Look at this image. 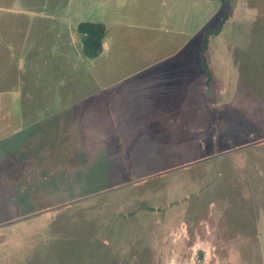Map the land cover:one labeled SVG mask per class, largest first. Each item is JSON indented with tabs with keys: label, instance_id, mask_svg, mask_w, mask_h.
Listing matches in <instances>:
<instances>
[{
	"label": "rangeland",
	"instance_id": "rangeland-1",
	"mask_svg": "<svg viewBox=\"0 0 264 264\" xmlns=\"http://www.w3.org/2000/svg\"><path fill=\"white\" fill-rule=\"evenodd\" d=\"M58 1L0 0V264H264V0H228L210 81L225 13L186 16L210 25L178 62L97 80L80 41L70 65L29 53Z\"/></svg>",
	"mask_w": 264,
	"mask_h": 264
},
{
	"label": "crops",
	"instance_id": "crops-1",
	"mask_svg": "<svg viewBox=\"0 0 264 264\" xmlns=\"http://www.w3.org/2000/svg\"><path fill=\"white\" fill-rule=\"evenodd\" d=\"M60 5L65 7L63 11L57 9ZM33 6V10H47L44 8L46 5L42 6L38 2ZM205 6L210 10L208 19H216L218 14H226L228 9L222 0H205L203 3L201 0H59L48 14L42 11L39 15L49 20L45 24L50 32L52 30L55 33V48L48 52L36 45L31 47L29 53L33 57L35 55V61L39 63L59 57V61L70 65L73 61L70 47L83 39L78 32V25L83 22L103 23L107 28L104 51L100 57L93 59L94 62H101L102 68L97 71L95 78L130 79L164 64L178 62L181 53L194 44L197 36L200 39L201 32L210 25L208 22L202 27L200 22L195 37L189 29L191 21L186 16H199ZM170 13L180 15L176 17V22L182 26L181 35L186 36L182 39L185 41L172 54L153 61L151 52L146 53L147 45L144 43L149 41L153 44V33L169 30ZM32 15L35 16V13ZM77 51L85 57L83 48Z\"/></svg>",
	"mask_w": 264,
	"mask_h": 264
},
{
	"label": "trees",
	"instance_id": "trees-1",
	"mask_svg": "<svg viewBox=\"0 0 264 264\" xmlns=\"http://www.w3.org/2000/svg\"><path fill=\"white\" fill-rule=\"evenodd\" d=\"M227 6V12L224 20L221 22L220 28L217 30L211 29L205 32L200 51L201 62L204 70L208 75V81L212 78V72L207 57L209 51L210 38L212 35H217L221 31V27L231 16V4L228 0H222ZM78 32L83 36L82 45L83 53L87 59L93 60L100 57L104 51V41L107 33V28L103 23L83 22L78 25Z\"/></svg>",
	"mask_w": 264,
	"mask_h": 264
}]
</instances>
